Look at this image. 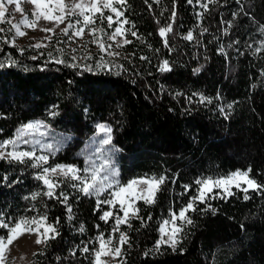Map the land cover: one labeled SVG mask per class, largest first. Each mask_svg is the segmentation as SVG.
<instances>
[{
	"label": "trees",
	"instance_id": "trees-1",
	"mask_svg": "<svg viewBox=\"0 0 264 264\" xmlns=\"http://www.w3.org/2000/svg\"><path fill=\"white\" fill-rule=\"evenodd\" d=\"M118 8L130 43L103 60L93 54L81 60L55 40L42 47L12 44L0 32V139L23 123L43 120L72 135L48 164L81 167L77 151L102 122L112 128L120 183L166 177L156 202L137 201L140 218L120 225L129 238L121 264H264V189H249L247 200L233 187L226 198L197 201V211L189 213L193 224L185 225L176 250L155 249L161 220L197 195V179L251 168V177L264 185V0H125ZM169 24L172 31L161 36ZM189 31L191 40L185 38ZM164 61L170 70H161ZM201 94L210 102H201ZM38 171L31 162L0 160L5 217L46 212L48 222L60 220L59 235L28 264H93L97 236L119 234L112 233V217L100 219L108 206L97 210L96 196L54 177L65 180L56 192L69 197L68 219L64 204L42 195L47 187L36 179ZM184 185L191 186L187 193ZM36 192L41 195L31 199ZM85 245L89 252L80 251Z\"/></svg>",
	"mask_w": 264,
	"mask_h": 264
},
{
	"label": "snow or ice",
	"instance_id": "snow-or-ice-1",
	"mask_svg": "<svg viewBox=\"0 0 264 264\" xmlns=\"http://www.w3.org/2000/svg\"><path fill=\"white\" fill-rule=\"evenodd\" d=\"M13 4L16 3V11L23 12V9L20 7V4L16 0H0V23H3V17L7 12L4 4ZM24 3H32L35 5V9L32 12V16L35 17L34 20H28L27 18L22 19L20 23L25 24L28 27H37V22L40 19L46 21H54V27H58L60 24L64 23L69 17L77 15L83 18L85 24H94L95 15L98 13L102 19H106L108 22V27L111 28L114 23L113 16L108 15L104 16L103 9H110L117 19L123 14L114 6V4H123L125 0H90L89 3H85L84 0H68L65 3V0H23ZM193 0H189V3H192ZM212 2V0H209ZM239 3V0H237ZM196 3H201V0H196ZM102 4L103 7L99 5ZM205 11L208 9L207 4L202 5ZM43 9V10H42ZM91 12L92 15L86 14ZM59 14H56V13ZM237 14L233 13L235 17ZM175 17V12L173 11V18ZM126 22V21H125ZM8 23H12L8 21ZM76 25H79L81 21L76 20ZM230 25L231 22L229 21ZM72 23H69L66 27L60 29L61 32L68 34L69 28L74 27ZM12 28L16 29V35L23 36L25 33L20 30L18 24H12ZM45 32H52L53 28H43L41 29ZM262 31H264V26H262ZM4 29L0 28V32H3ZM96 29H93L95 32ZM161 36H164L166 32L172 31V25L169 24L166 28H160ZM207 32V29L203 30ZM84 32V29L77 28V31L72 33V35L81 36ZM121 28L116 27L115 31L108 36L109 40H115L117 35H121ZM133 36H136L135 32H132ZM71 38V36L69 37ZM186 39H192V32L185 37ZM124 43H130V41L125 40ZM264 44V42H262ZM119 46V45H117ZM165 46L167 42H165ZM34 47H40V44L34 45ZM107 47H111L108 45ZM102 50H106L105 46L101 44ZM220 51H223L221 49ZM257 52L261 51L260 48L256 49ZM111 54V53H110ZM35 59V57H33ZM61 63L62 61H57ZM14 60L10 61V65L15 64ZM167 61L163 62L164 67L161 70H170L167 69ZM0 67H3L0 64ZM90 70V69H89ZM194 72H199L200 69L196 68ZM191 99V98H189ZM209 100L210 98L204 97L201 94V102ZM228 108H231L232 105H227ZM223 112L224 109L221 108ZM50 115H56L55 112H50ZM41 127L47 128V125L44 121H29L28 123L22 124L17 128L13 137L0 141V160L14 161L17 163L25 164L31 162L33 168L39 169L36 174V179L43 182L47 187V191L43 192L42 195L48 196L50 198L57 199L61 204L66 206L68 212V219H72V207L68 203L69 197L63 191H60L58 194L56 189L60 186L61 183H64L65 180H56L53 177H63L67 181H71V187L77 189L85 196H96L97 210H102L101 205H109V210L103 211V215L100 216V219L105 223L109 222V217H112L115 221L112 228V233H119V237L115 244H113L114 237L112 234H109L105 239L104 233H100L97 237L99 242V249H92V253L95 257L93 264H104L101 260L103 256H112L113 258L122 255V246L129 243L128 235L120 230L121 224L129 225V220L132 218L139 217V208L135 207L137 201L142 200L146 204H153L156 202V194L161 190V186L166 182V177L164 175L152 177H137L127 181L126 184H121L118 176L119 172L115 166L114 161L111 158L105 159L104 163L99 167L96 166V162L93 161L86 153L85 155V167L83 169L78 168L73 164H48L49 155L43 154V150L47 149L48 153L54 155L57 151H60V147H56L53 143H44L42 141H34L30 139L31 133L33 131L39 130ZM98 132L104 133L105 138L102 139L103 145L111 144V132L112 128L110 125L101 123L97 125ZM47 133H41V135H46ZM32 145L28 150H21L20 145ZM11 146V150H8ZM37 146L41 149L42 154L37 155ZM99 151V150H98ZM48 165V166H44ZM251 168L248 169H237L234 172L229 173L227 176H220L213 179L212 177H207L203 179H197L195 183L199 185L197 189V195L191 196L188 203L180 208L179 212L172 211L170 209V215L168 219H164L158 228L160 233V238L157 239L155 243V249L158 251L161 245H167L172 247L175 251L177 244L180 243L181 237L185 233V225H192L193 220L189 215L190 212L197 211L195 204L197 201L200 203H206V198H226V196L233 195L231 191L232 187L240 188L244 193V199L247 200L250 197L247 195L249 189L254 191H259L264 189V185L257 183L255 179L251 177ZM7 180V177H4ZM175 182V181H173ZM242 183L246 184L247 187H242ZM190 185H184L185 193L190 190ZM213 188H220L223 190V195L220 192L214 193L212 197H209L210 193H213ZM41 193L36 192L31 194V199L36 200ZM102 195H106V198L100 199ZM27 199V197H26ZM119 206V210L123 212V216L112 211L113 208ZM210 207V205H209ZM215 214V209H212ZM152 217L149 216L148 220H151ZM179 220V223L177 221ZM49 217L47 213L34 216L26 217L21 216L19 218L5 217L2 212H0V264H6L8 259V254L10 253V246L17 240H19L25 234L31 235L35 234V244L47 246L49 240H54L59 235L58 225L60 223L59 218L53 222H48ZM142 220V226H143ZM99 227V226H97ZM43 229L41 232L40 229ZM80 231H84V226H80ZM80 251L89 252L87 245L83 246ZM182 251V249H181ZM38 253L33 252L35 257ZM40 255H43V250H40ZM148 252H145L144 255H148ZM15 259V258H13ZM23 259V257H21ZM35 264V261L32 262Z\"/></svg>",
	"mask_w": 264,
	"mask_h": 264
},
{
	"label": "rangeland",
	"instance_id": "rangeland-1",
	"mask_svg": "<svg viewBox=\"0 0 264 264\" xmlns=\"http://www.w3.org/2000/svg\"><path fill=\"white\" fill-rule=\"evenodd\" d=\"M16 2L20 4V7L23 9V12H18L15 10L16 3L7 4L5 2L4 6L7 9V12L5 13V16L3 17V23H0V28L4 29V31L1 32L3 34L4 39H7V41H9L12 44H16V45L30 44L33 46L36 44H40V47H42V46L49 45L50 41L55 40L58 43L59 42L61 43L60 46L62 48L75 50L76 55L81 60L89 54H93L95 55L97 59L103 60V58L106 56L115 57L117 54H119L120 46L124 43L125 40L128 39L126 35L125 19L122 16L117 19V17L115 16V13H113L110 9H103V11H104V16H108V15L113 16L114 23L111 28L108 27L107 20L102 19L98 13L95 15L96 22L94 24H85L83 22L82 17L73 15L72 17H69L67 20H65V22L60 24L58 27H54V23H55L54 21H46L44 19H40L37 22V27L33 28V27H28L25 24L20 23V21L25 18H27L30 21L35 19V17L31 15L33 10L35 9V5L32 3H24L23 0H16ZM67 2L68 0H65V3ZM84 2L90 4V0H84ZM118 5L119 4H114V6L119 10ZM99 6L103 7L102 4H100ZM56 14H59V13L57 12ZM86 14L92 15L91 12H87V11H86ZM77 19L81 21L79 25H76L75 23ZM8 21H11L12 23L10 24L8 23ZM102 22H105V25L107 27H105L104 23ZM69 23H72L75 26L72 28H69L68 34L61 32L60 29L66 27ZM12 24H18L20 30L23 31L25 35L23 36L16 35V29L12 28ZM81 27L84 29V32L81 36L72 35V33L77 31V28H81ZM116 27L121 28L122 34L117 35L115 40H109L108 36H110L115 31ZM43 28H53L54 30L52 32H45L41 30ZM93 29H96V31L93 32ZM70 36L71 38H69ZM101 44L105 46L106 50H102ZM108 45H111V47H107ZM37 120L43 121L40 119H35V120H30V121H37ZM44 123L47 125V128L41 127L39 130L33 131L31 133L30 139L34 141H37V140L42 141L44 143L51 142L56 147H60L61 149L71 141V138H72L71 133L57 130L53 128L52 126H50L45 121ZM101 123L102 122H99L96 124L95 132L92 134V136H90L88 139L84 141L83 145L77 151V154L83 158V165L81 167L77 166L80 169H83L85 167L84 153H86L93 161L96 162L97 167L103 164L105 159L109 157L111 158L112 161H114L115 157H113V153H114L113 145L112 144L103 145L101 142L102 139L105 138L104 133L98 132V129H97V125ZM20 126H18L17 128H19ZM17 128L12 133V135L4 139H0V141L13 137ZM41 133H47V134L41 135ZM31 147L32 145H23V144L20 145L21 150H28ZM8 150H11V146L9 147ZM40 154H42L41 149L39 148V146H37V155H40ZM43 154L49 155V157L52 156L51 154L48 153L47 149L43 150ZM114 163L119 172L117 163L115 161ZM56 164H71V163H56ZM44 166L46 167L47 165H44ZM218 177L220 176H215L212 178L215 179ZM200 179H203V178H200ZM126 183L127 182L121 183V184H126ZM242 187H247V185L242 183ZM213 191L220 192L223 195V190L220 188H213ZM99 198L104 199L106 198V195H102ZM107 206H108L107 210H109V205ZM135 207H136V204H135ZM112 211L116 213L119 211L120 213L118 214L123 216V212L119 210L118 205L115 208H113ZM168 218L169 216L164 219H168ZM164 219L161 220L160 224L162 223ZM177 223H179V220L177 221ZM40 231L42 232L43 229L41 228ZM112 235L114 237L113 244H115L119 237V234L118 235L112 234ZM107 237H105V239ZM159 238H160V233H159L158 239ZM35 239H36L35 234H31V235L25 234L19 240L15 241L13 245L10 246V253L8 254V259L6 260V264H28L31 260L33 252H35L36 250H38L40 247L43 246V245H36ZM96 242H97L96 249H99L98 240ZM21 257H23V259H21ZM94 259L95 257L93 258V261ZM101 260L104 262V264H111V263L121 264V256L113 258L110 255L108 256L102 255Z\"/></svg>",
	"mask_w": 264,
	"mask_h": 264
}]
</instances>
